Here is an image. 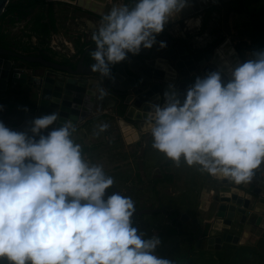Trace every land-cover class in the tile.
Segmentation results:
<instances>
[{
    "label": "clouds",
    "instance_id": "9594fccd",
    "mask_svg": "<svg viewBox=\"0 0 264 264\" xmlns=\"http://www.w3.org/2000/svg\"><path fill=\"white\" fill-rule=\"evenodd\" d=\"M190 6V0H135L132 7H112L92 33V71L110 77V66L129 53L152 49L165 26ZM224 67L230 77L226 84L220 70L197 77L183 103L174 91L166 92L163 106L150 105L146 122L152 147L177 166L183 159L213 177L248 183L264 164V51L235 66L225 59ZM60 119L59 112L35 118L31 136L0 122V259L9 264H173L156 254L159 237L145 239L133 226L131 197L114 193L105 200L114 179L85 159L72 139V119L42 134ZM107 127L101 124L99 132Z\"/></svg>",
    "mask_w": 264,
    "mask_h": 264
},
{
    "label": "crops",
    "instance_id": "0c3cea01",
    "mask_svg": "<svg viewBox=\"0 0 264 264\" xmlns=\"http://www.w3.org/2000/svg\"><path fill=\"white\" fill-rule=\"evenodd\" d=\"M216 1L217 0H199L202 7L201 11L195 12L193 15H189L186 18H179L174 22H169L165 26V28H167L166 33L163 31L158 36L167 35L187 45L186 40H184L186 34L196 31L199 35H196L197 40H191V44L193 45H191L192 48L189 49V51L194 56L197 55V46L199 44L201 45L203 42V45L208 44L206 43L208 35L200 34V30L205 22L203 14L207 10L210 13V9L213 7L212 4ZM228 1L232 5L234 0ZM109 3L108 11L114 6L128 5L126 0H109ZM43 5H46L48 8L50 6L54 10L56 28L54 29L51 27L49 13L45 12L44 6H42L41 10L43 11H39V21L36 18L37 14H34L33 20L29 23L31 26L27 27L26 32H28V35H32V37L28 38V35L25 37L14 36L17 39L15 41L17 51L22 53H38L45 51L52 60L58 62L67 61L70 63L71 61H77L88 47L95 45L92 40V33L99 27L101 18L104 14L92 12L71 0H63L62 4L59 5L55 0H44ZM105 9L106 6L102 8L103 12ZM236 14L240 15L238 12H236ZM196 20L200 21L198 27L195 26ZM180 21H182V23L184 22V26L180 24ZM188 21L193 22L191 26ZM17 30L16 28L13 32ZM48 35H50V40ZM48 42L51 48L58 50V55H52L48 52L45 48V44ZM30 45L31 47H29ZM249 56L250 59H252L251 54ZM87 57L90 58L89 62H91L92 56L89 55ZM120 64L122 63L116 65ZM207 68L211 71L210 65ZM207 68H205V70H207L206 72L209 71ZM200 75L197 74V77L203 78V76L201 77ZM192 77H195V72H191L189 78L191 79ZM182 78L184 77H179L175 84L176 86ZM222 78H224V76H222ZM223 81H225V79H222V82ZM194 84L195 83L192 81H188L186 83L187 88L184 89V91H187L188 88ZM26 88V86H21L22 91H7L4 97L6 102L9 101L15 105L14 109L17 111H21L20 105H22V108L24 107L23 109H26L28 106L27 102H25L26 98L23 92ZM32 92L35 93L36 89H33ZM4 101V99L0 100V122L5 121L14 124L15 118L11 116L10 107L6 113L7 105ZM103 105L105 106L103 110L101 109L102 104L98 105L89 117L75 126L76 131L72 133L73 140L78 139L80 136L79 134L86 132L87 129L98 127L101 119H99V117L101 116H112L114 117L113 120H115V122L117 121L118 124L119 114H117V105H114V103L110 101ZM19 111L17 115L20 114ZM118 128L122 141L125 143L128 151L136 145H141L143 148L148 149L147 153L144 151L145 154L142 152L140 155L143 161L139 162L133 160L130 163L121 164L118 160H114V162L110 163L113 169H107L108 165L106 158L99 157L97 165L104 166L103 170L105 174L112 177L114 179V184L117 185L126 196L131 197L134 202V199L137 201L140 199L144 200L146 204H149V200H153L150 207H164L167 210L166 213H148L143 217H138V219L133 220V226L136 227L140 233L144 234L145 239L154 236L159 237L161 244L157 248V255L172 260L173 264H183L180 260L182 255L190 256V264H221V262H224L223 264H264V221L261 226H252L251 228H245L244 224L236 223L231 233L237 235L238 238L229 242L221 239L219 230L217 229V232L214 227L215 218L212 213H209L212 208L207 207L208 204L206 205L205 203L208 193L214 194L210 185L213 176L209 175L207 172L200 171V166L198 165L188 166L183 159L180 165L177 166L163 153L154 149L152 147L153 137L151 135V126L147 122L144 125H140L138 128L141 135L140 138L130 143L126 141L123 136L119 124ZM86 153L87 150H85L83 154L86 156ZM132 158H130V160H132ZM110 160L113 159L111 158ZM127 172L130 174L128 175ZM167 172H170L174 176L173 182L163 180ZM145 177H147V179ZM157 179L158 181L160 180V182H156ZM146 181L148 186H146ZM251 181L254 182L255 185L261 187V192L258 197L259 202L258 199H256V201L258 202L257 206H261L262 209H264V164L254 171V176ZM143 183H145V185ZM160 201L163 202V204H159ZM175 212H177V214H175ZM216 212L217 210L215 209V213ZM183 214L187 215L185 221H181L180 219ZM214 216L216 217L215 214ZM222 225L223 224L220 223L219 227L224 228L225 226ZM238 226L241 227L240 231L237 230ZM197 243H200V246H196Z\"/></svg>",
    "mask_w": 264,
    "mask_h": 264
},
{
    "label": "water",
    "instance_id": "95a60500",
    "mask_svg": "<svg viewBox=\"0 0 264 264\" xmlns=\"http://www.w3.org/2000/svg\"><path fill=\"white\" fill-rule=\"evenodd\" d=\"M71 1L98 14H106L110 4L109 0L104 1L106 9L101 12L85 5L83 0ZM9 2L10 0H0V17ZM190 4V7L182 11L180 18H186L201 11L199 0H190ZM160 42H164L166 47L161 48ZM225 44L235 50L239 62L242 63L241 56L231 38H225L206 56L197 60L189 51V47L181 41L160 35L157 36V43L152 49H142L139 55H128L126 62L110 66L111 76L106 78L92 71L91 65L95 61L92 59L89 62L90 58L87 57L91 51L95 50L96 45L88 47L77 61H71L68 64L46 58L41 54L22 53L0 45V95L5 96L8 90L22 91L21 86H26L23 92L25 102L28 104L23 111L18 110L19 115L15 109L10 112L15 118L14 124L2 122L10 130L25 132L31 136L30 129L35 118L59 112L60 121L43 131L42 134L47 135L52 128L62 126L67 118L72 119L76 126L89 117L98 105L102 104L101 109L103 110L105 108L103 104L109 101L117 105L118 114V107L123 102L126 110L123 116L118 115V124L126 141L134 142L141 136L138 128L146 123L150 105L163 106L165 93L173 91L178 94V98L183 103L187 94V91H184L187 88L186 83L188 81L195 83L197 74H201L200 67H204L208 61L224 73L228 80L230 79L214 61L216 50L221 49ZM159 61L167 63L168 68L161 65ZM191 72H195L193 79L189 78ZM179 77L184 78L179 80L176 86ZM101 88L105 89V95L102 98ZM33 89H36V94L32 92ZM133 130L134 135H130ZM36 139L38 140L39 137ZM211 180L210 185L214 194L208 193L205 203L208 204L207 207L214 209L213 211L211 209L213 216L215 214L217 218L214 227L216 231L219 230L221 239L229 242L238 238L237 235L231 233L236 223L244 224L245 228L263 224L264 209L257 206L261 187L252 181L236 184L224 177H213ZM114 193L126 196L114 184L106 190L105 200ZM135 206L137 210L132 221L143 214L167 212L164 207L138 208L137 204ZM186 216L183 214L181 221H185ZM220 223H224L225 227H219ZM237 230L240 231L241 227L238 226ZM197 246H200V243H197Z\"/></svg>",
    "mask_w": 264,
    "mask_h": 264
},
{
    "label": "rangeland",
    "instance_id": "374dc122",
    "mask_svg": "<svg viewBox=\"0 0 264 264\" xmlns=\"http://www.w3.org/2000/svg\"><path fill=\"white\" fill-rule=\"evenodd\" d=\"M41 1L43 4L44 0H41ZM55 1H57V4L59 5V4H62L63 0H55ZM42 6H44V9H45L44 11L48 12V7L46 5H42ZM42 6L38 4V8H37L38 16L36 15V18L38 21L40 19L39 7H42ZM212 6L213 7H211L210 9L211 14L208 12V10L204 12L203 14L205 22L202 26V29L200 30L201 32L200 34L208 35L207 42H206L208 44L203 45L204 43L203 42L201 45L199 44L197 46L196 52L201 57L206 52H209L210 50H212L213 47L215 48L217 45H219L220 44L219 42L222 39L225 40V38H231V40L233 41V44L236 46L239 44V41L247 39L250 35V25H251L250 23H252V20L251 18L249 19V16H247L246 14L237 15L236 11L234 9H233L234 11L232 10V5L230 4L228 0H223V1L217 0L214 4H212ZM180 24H183L184 26V22L182 23V21H180ZM166 31H167V28H165L164 32L166 33ZM196 35H199V33L198 32L196 33V31L186 34V38H184V40H186V43H187L186 46H188L189 49H191L192 48L191 45H193L191 44V40L192 41L197 40ZM16 36L19 37L20 34H17ZM48 38L50 40V35H48ZM29 47H31V45ZM45 48L52 55L54 54L58 55L57 54L58 50L51 48L49 46V42L45 44ZM245 48H246L245 46L241 45L240 54L242 53V55L246 59H250V56H249L250 53ZM242 63H243V60H242ZM209 64L211 65L210 66L211 71L207 68ZM205 66L200 67L201 68L200 76L201 77L203 76V78L213 71H218V69L210 61H208V63H206ZM205 68H207L209 71L206 72L207 70H205ZM221 74L222 76H224V78L222 79H225V81L223 82L226 84L228 82V79L224 73L221 72ZM113 118L114 117L112 116L111 117L109 116L99 117L100 119L99 126L101 124H106L108 126L105 131L99 132V126L95 128L92 127L90 129H87L86 132L79 134L80 136L78 137V139L74 140L76 143L80 144L82 148H87V149H82V151L84 150V152L85 150H87V153H86L87 155L86 156L84 155L85 159L90 164L97 165V160H99V157H104L106 158V161H107V165H108L107 169H113L111 168L110 163L114 162V160H118L119 162H121V164L130 163L133 160L139 161V162L143 161L140 155L144 151L147 153L148 149L143 148L141 145H136L128 151L126 149L125 143L122 141V138L120 136L117 121L115 122ZM132 157H135V158H132ZM111 158L113 160H110ZM130 158H132V160H130ZM127 174L129 175L130 173L127 172ZM145 178L147 179V177ZM145 183L147 184V181ZM145 183L143 184L145 185ZM146 186H148V184ZM149 202L151 203L153 202V200L152 201L149 200ZM223 263L224 262H221V264Z\"/></svg>",
    "mask_w": 264,
    "mask_h": 264
},
{
    "label": "trees",
    "instance_id": "16d2710c",
    "mask_svg": "<svg viewBox=\"0 0 264 264\" xmlns=\"http://www.w3.org/2000/svg\"><path fill=\"white\" fill-rule=\"evenodd\" d=\"M38 1L39 0H10L5 12L1 15L0 18L2 19L6 17H11V15H13L12 18L13 20H15L14 18L16 17L14 16L13 13L17 10L19 6H24V5L25 7L35 6L38 3ZM126 2H128V5L130 7L134 6L135 4V0H126ZM232 8L240 14H246L247 16H249V19L251 18L252 20V23H250L251 25H250L249 37L245 40L239 41V44L236 45V48L240 54L241 45L245 46L246 47L245 49L249 51V53L252 56V59H254V54L256 52L264 51V0H234L232 4ZM48 13H49L50 25L52 28L55 29L56 28V18L54 16V10L50 6L48 8ZM0 29L3 30V24L0 25ZM223 40L224 39H222L220 42H222ZM10 41L12 42L13 39L10 38ZM0 45L4 47L11 46V44L8 41L7 33H4V32L0 33ZM32 53L41 54L44 57L49 58V59L51 58L45 51H41L38 53L32 52ZM128 55H132V54L129 53ZM240 56L243 62H246L247 60H249V59H246L242 55V53L240 54ZM195 57L197 60H199L203 56L201 57L200 55L197 54L195 55ZM126 61L127 59L121 63H124ZM13 108H14V104L10 105L9 110H12ZM125 110H126V105L122 102L118 107V114L120 116H123L125 114ZM163 180L168 181V182H173L174 176L170 172H167L166 175H164ZM156 182H160V180L158 181L157 179ZM175 214H177V212H175ZM190 263L191 262L187 260L185 264H190ZM0 264H9V262L7 261L6 258H3V259H0Z\"/></svg>",
    "mask_w": 264,
    "mask_h": 264
},
{
    "label": "flooded vegetation",
    "instance_id": "af4514ba",
    "mask_svg": "<svg viewBox=\"0 0 264 264\" xmlns=\"http://www.w3.org/2000/svg\"><path fill=\"white\" fill-rule=\"evenodd\" d=\"M38 4H40L41 6L43 5L42 4V1L41 0H39L38 1V3L35 5V6H26L25 7V5L24 6H19L18 8H17V10L13 13L14 14V16L16 17V18H14L15 20H13V18H12V16L13 15H11V17H6V18H0V25H2L3 24V30H1L0 29V33H2V32H4V33H7V35H8V41H9V43L11 44V46L10 47H7V48H13V49H17V45H16V43H15V41L17 40L14 36H16L17 34H20V36H22V37H25L26 35H28V32H26L27 31V27H29V26H31L29 23H30V21L31 20H33V17H34V14H37V8H38ZM41 10V7H39V11ZM36 23H38V22H36ZM35 23V24H36ZM18 29L17 31H15V32H13L15 29ZM28 38H30V37H32V35H28L27 36ZM10 38H12L13 39V41L11 42L10 41ZM220 43H222V42H220ZM218 46V45H217ZM216 46V47H217ZM215 47V48H216ZM213 49H214V47H213ZM212 49V50H213ZM212 50H210V51H212ZM34 51V50H33ZM209 51V52H210ZM35 53V52H34ZM207 53L208 52H206L203 56H206L207 55ZM89 55H91V52L88 54V56ZM51 59V58H50ZM61 63H65V64H68V62L67 61H63V62H61ZM8 91H11V90H8ZM7 94V93H6ZM2 95H0V100L1 99H4L5 101H4V103L7 105V110H6V113H7V111H8V108L10 107V105L12 104V103H10L9 101H7L6 102V99L4 98L5 96H2ZM24 103V102H23ZM22 103V104H23ZM14 108H15V105H14ZM13 108V109H14ZM24 108V107H23ZM22 108V105H20V110L21 111H23L24 109ZM12 109V110H13ZM12 110H10V111H12ZM135 200V204H137L138 206V208H148V207H150L151 206V203H149V204H146L145 202H144V200H140V199H138V201L136 200V199H134ZM159 204H163V202H161L160 201V203ZM137 210V209H136ZM213 211V210H212ZM209 213H213V212H209ZM174 214V213H173ZM144 215H146V214H143V215H140V216H138L139 218L140 217H143ZM214 218H215V221H216V217L215 216H213ZM175 218V217H174ZM215 221H214V224H215ZM223 225H224V223H223ZM196 246H197V244H196ZM181 259V262L184 264V263H186L187 262V260L189 261L190 260V256L188 257V256H186V255H182L181 257H180Z\"/></svg>",
    "mask_w": 264,
    "mask_h": 264
},
{
    "label": "bare ground",
    "instance_id": "6f19581e",
    "mask_svg": "<svg viewBox=\"0 0 264 264\" xmlns=\"http://www.w3.org/2000/svg\"><path fill=\"white\" fill-rule=\"evenodd\" d=\"M106 0H83V3L85 5H88L89 7H94L97 10L103 12L102 8H104V4ZM227 59L228 61H230L232 63L233 66H235L236 64L240 63L237 54L235 53V50H233L232 48H230V46L228 45H223V47L221 49H217L215 52V56H214V61L217 65H219V67H221L225 73L228 75L227 72V68L224 67V60ZM159 63L165 67H167V63H162L161 61H159ZM168 68V67H167ZM230 78V77H229ZM128 131V130H127ZM130 135H134V130L133 133Z\"/></svg>",
    "mask_w": 264,
    "mask_h": 264
}]
</instances>
